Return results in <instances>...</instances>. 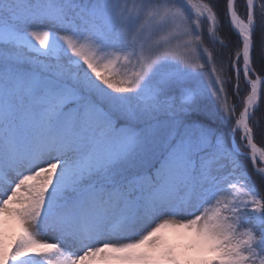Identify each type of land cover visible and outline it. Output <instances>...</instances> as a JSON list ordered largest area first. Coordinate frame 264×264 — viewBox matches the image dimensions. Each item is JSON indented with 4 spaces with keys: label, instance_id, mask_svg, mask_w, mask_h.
I'll return each instance as SVG.
<instances>
[{
    "label": "snow or ice",
    "instance_id": "snow-or-ice-1",
    "mask_svg": "<svg viewBox=\"0 0 264 264\" xmlns=\"http://www.w3.org/2000/svg\"><path fill=\"white\" fill-rule=\"evenodd\" d=\"M0 264H264V0H0Z\"/></svg>",
    "mask_w": 264,
    "mask_h": 264
},
{
    "label": "trees",
    "instance_id": "trees-1",
    "mask_svg": "<svg viewBox=\"0 0 264 264\" xmlns=\"http://www.w3.org/2000/svg\"><path fill=\"white\" fill-rule=\"evenodd\" d=\"M239 3L242 5L243 4V0H239Z\"/></svg>",
    "mask_w": 264,
    "mask_h": 264
}]
</instances>
